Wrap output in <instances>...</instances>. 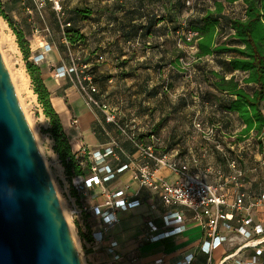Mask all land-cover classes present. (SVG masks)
Masks as SVG:
<instances>
[{
	"label": "crops",
	"instance_id": "0c3cea01",
	"mask_svg": "<svg viewBox=\"0 0 264 264\" xmlns=\"http://www.w3.org/2000/svg\"><path fill=\"white\" fill-rule=\"evenodd\" d=\"M4 1L8 3L12 0ZM175 2L177 0H64L63 5L67 11V17L71 18L74 13L72 18L74 27L85 36L83 42L67 45V50L72 54L70 47L74 46V50L82 53L84 57L81 67L88 65L89 69L93 68L95 78L102 80L101 82L96 81L99 87L97 96L107 102L116 112L118 121H135L140 127L139 136L148 140L152 130L146 131L149 129L144 126L155 128L159 121L164 120L163 126L156 130V134L161 137L163 142L157 151L169 150L177 156L179 162L186 164L192 172L202 174L207 171L212 173V170L215 169L206 158L211 151L210 146L204 142L195 144L193 141L197 132L193 130L196 119L187 108L190 107L187 97L190 94V86L180 90L173 78L180 67L176 55L180 50L176 33L177 20L180 16L176 18L169 12L170 6ZM236 2H241V14H244L245 3L243 1ZM4 5L0 9L10 15L13 14V10L8 11ZM84 8L91 10V14L87 18L73 12L76 9ZM27 9L32 12L29 7ZM228 14L235 15L229 11ZM161 17H165L164 20L160 21ZM46 25L50 27V33L43 31L42 34H36L34 28L31 31L25 26L21 28L31 42V58L38 57L40 59L37 63L41 64L42 78L50 89L53 106L61 115L73 153L76 157L87 155L90 160L92 153L105 152L107 148H113L118 156H108L107 164L114 169L129 164V168L120 173L117 172L115 178L106 182L104 186L111 191L123 189L131 198L141 200L139 207L125 211L118 210L119 222L117 224L137 216L145 219L143 222L135 221L134 224L127 222L128 226L123 227L121 231L122 240L108 232V236L116 239L120 244L119 250L123 256L121 261H115L113 255L106 250L110 238L98 246L91 244L92 232L100 227L98 217L86 216L81 220L76 219L74 226L86 264H132L130 261L132 258L137 260L141 258L143 246L153 243L148 239L150 235L148 222L154 221L163 228L162 215L168 209L180 211L183 214L185 230L177 235L154 242L153 245L158 244V246L152 249L155 250L153 252H150L148 246V254L139 263L154 264L157 259L163 258L164 264H174L182 260L186 254L193 252L196 254L194 264H206L207 255L201 249V242L205 238V229L193 220L192 211L180 205L166 208L158 194L135 180L134 171L143 163V160L138 157V152L133 144L124 138L115 124L106 121L101 110L84 105L85 101L73 76L55 77L58 67L70 66L71 62L58 61L60 48L57 46L55 36L56 34L61 35V32L57 14L51 3L47 5V19L40 21L39 28L44 29ZM34 26L36 25L34 24ZM220 39L218 37L217 41H221ZM62 41L65 42L63 39ZM101 55H104L102 60L99 59ZM220 58L222 62H218L211 55L202 60L213 63L212 68L225 73L227 77L233 74L238 76L237 71L232 72L229 68L226 57ZM56 65H58L56 69L52 70ZM165 81L169 84H165ZM200 90L201 93L195 97L197 101L194 102L206 113L208 110H218L219 105L228 98L226 94L219 93L210 85L206 91L202 90V86ZM208 91L218 97L207 95ZM38 111L45 120V128H50V120L44 114L41 103L38 104ZM219 114L220 116L217 115L219 117H210L207 120L213 124L212 126L217 125L223 135H228L226 131H231L232 128V120L229 116L237 117L238 114H227L220 110ZM75 118L78 119L81 128L79 132L73 125ZM225 122L230 125H223ZM239 123L241 129L237 136L241 135V131L245 127L241 121ZM98 126L100 127L99 133L95 130L99 128ZM86 130L89 133H86ZM196 138L199 139L200 135ZM235 146H237L236 142L231 148L234 149ZM55 156L59 172L61 173V170L66 172L59 154L55 153ZM158 175L169 181L177 178V175L168 169H161ZM65 178L69 185L67 174ZM205 179L209 182H216L207 177ZM247 186L248 184H244L242 190L257 194L246 189ZM69 192L68 188L63 192L67 209L72 206L73 198H78L79 195L73 191ZM229 192L233 197L238 191L235 187H231ZM85 199L91 204L101 203L104 200L103 186H94L89 190V196H86ZM153 205H156V208H153ZM254 219L255 222H264V205L254 212ZM189 233H193L194 236ZM228 235L232 236L233 233H228ZM242 240L241 237H233L232 242L229 241L218 249L214 254V263L216 264L220 260L224 252H232L239 247ZM253 254V249L243 252V256L247 259ZM125 258H129V260L124 262ZM258 264H264V257L259 258Z\"/></svg>",
	"mask_w": 264,
	"mask_h": 264
},
{
	"label": "built area",
	"instance_id": "2783aa9c",
	"mask_svg": "<svg viewBox=\"0 0 264 264\" xmlns=\"http://www.w3.org/2000/svg\"><path fill=\"white\" fill-rule=\"evenodd\" d=\"M33 1L42 20L46 19L44 12L48 3L52 4L59 20L63 39L70 45L65 31L71 26V23L67 21V13L63 5L64 0ZM183 1L187 9L194 11L196 0ZM34 30L36 34H42L43 31L51 32L47 25L44 29L35 26ZM177 35L178 45L186 52L184 56L179 58V62L188 65L191 56L197 60L196 37L199 33L195 30L183 29L177 32ZM188 50H191L192 53ZM99 59H104V55H101ZM34 61L39 62L40 59L37 57L34 58ZM81 68L87 71L89 66L84 65ZM78 71L79 68L72 61L70 66L58 67L55 71V77L78 75ZM76 84L85 104L101 110L106 121L115 124L124 138L136 148L138 157L143 160V163L134 171V179L158 194L166 208L180 205L190 209L193 213V220L205 229V238L201 242V249L207 255L206 264H215V252L227 242H232L233 237H241L243 239L241 245L232 252H224L216 264H258L259 258L264 257V222H255L254 212L264 205V192L254 195L242 190L241 178L244 176V171L239 168L237 160L234 159L229 163L231 174L226 175L219 171L220 180L209 182L200 173L192 172L186 164L179 162L174 153L157 151L162 142L160 136L152 133L148 140L141 139L139 137L140 127L135 121H118L116 112L107 102L97 96L99 87L91 74H87L83 79L78 76ZM74 122L78 123V119L75 118ZM213 131V129H209L208 132L213 133ZM110 155L118 156L116 151L110 147L105 152L96 151L92 153L90 173L85 176L68 178L69 193L73 191L79 194L78 198H73L72 206L67 209L73 225L76 219L81 220L86 216L98 217L100 227L92 232L91 244L93 246L101 245L107 241V238H110L108 236L110 228L119 222L118 210L125 211L141 205V200L131 198L123 189L111 191L104 186L106 182L115 178L117 172L120 173L129 168V164H124L117 169L111 167L106 162ZM161 169L170 170L177 175V178L169 181L164 177H159L158 172ZM97 185L103 186L104 200L98 204L88 203L85 197H88L89 190ZM231 187H235L238 191L233 197L229 192ZM69 197H71L70 194ZM153 208H156V205H153ZM162 219L163 228L154 221L148 222L150 228L148 239L151 242L161 241L185 230L184 216L180 211L168 209L162 215ZM228 233H233V235L229 236ZM119 245V242L113 238L107 242L106 250L113 255L115 261H121L123 258ZM250 249L254 250V254L247 259L243 256V252ZM81 254L83 257L82 248ZM195 261L196 254L191 252L174 264H194ZM154 264H164V259H157Z\"/></svg>",
	"mask_w": 264,
	"mask_h": 264
},
{
	"label": "trees",
	"instance_id": "16d2710c",
	"mask_svg": "<svg viewBox=\"0 0 264 264\" xmlns=\"http://www.w3.org/2000/svg\"><path fill=\"white\" fill-rule=\"evenodd\" d=\"M31 1L34 5V1ZM226 1L229 3L243 1L246 5L244 14L230 15L226 12L225 1L215 0L213 5L204 7L205 9L203 8L199 11L200 15L193 19L194 21L190 20V25L177 26L176 30L180 32L183 29H191L199 33L196 37L198 48L196 57L199 60L211 55L218 62H222L220 57L225 56L226 63L232 72H238V76L233 74L227 77L225 73L213 68L203 69L205 81L219 93L228 96L227 100L219 105L218 109L223 113L238 114L240 121L245 126L239 137H247L251 132L256 131L261 139L260 145L264 154V0ZM4 4L6 2L0 0V8ZM183 6L184 8L186 7L184 1L177 0L170 6L169 12H171L172 16L178 18L182 15ZM0 11V15L8 22L18 38L28 72L34 83V90L38 95L44 114L51 123V127L47 131L51 133L55 141L54 149L59 154L61 162L66 168L67 175L70 178L88 175L91 171V161L87 155L76 157L73 153L61 115L53 106L50 89L42 78V68L29 60L31 55L30 40L24 30L17 27L16 21L6 11L3 9H0ZM73 12L81 14L84 18L91 14V10L87 8L76 9ZM73 17L74 13L71 18L67 17V21L71 23V26L65 31L70 45L81 43L85 38L80 30L74 27ZM164 18L161 17L159 20H164ZM218 37L221 38L219 42L217 41ZM87 72V74H91L94 77L96 82L92 69H88ZM207 95L218 97V95L209 91ZM163 124L164 120L159 121L153 133L156 134V130H159ZM139 137L144 139L141 136ZM162 144L163 142H161V146ZM167 152L170 151H163L162 153ZM84 163H86L85 166ZM229 174H231V170L226 175Z\"/></svg>",
	"mask_w": 264,
	"mask_h": 264
},
{
	"label": "water",
	"instance_id": "95a60500",
	"mask_svg": "<svg viewBox=\"0 0 264 264\" xmlns=\"http://www.w3.org/2000/svg\"><path fill=\"white\" fill-rule=\"evenodd\" d=\"M0 264H85L1 50Z\"/></svg>",
	"mask_w": 264,
	"mask_h": 264
},
{
	"label": "rangeland",
	"instance_id": "374dc122",
	"mask_svg": "<svg viewBox=\"0 0 264 264\" xmlns=\"http://www.w3.org/2000/svg\"><path fill=\"white\" fill-rule=\"evenodd\" d=\"M214 1L215 0H196L195 6L193 9L194 11L187 9L186 7L184 8L183 6L182 15L179 17V20H177V26L180 27L183 25H190V20L197 18L200 15L199 11H201L204 7L206 8L209 5H213ZM224 1H225L227 13L229 11V13L231 14L234 13L235 15H241L242 13L241 2L229 3L226 0ZM4 6L8 8V11L13 10V14H11L12 16L10 14L9 15L14 19V21H16L17 27L20 29H22L21 28L22 26H25L29 28L31 31L32 28H35L34 24L39 27V23L40 21H42L40 12L32 4L31 0H12L11 2L6 3ZM27 7H29L30 10H32V12H30L29 9H27ZM44 16L47 19V7L45 9ZM0 26L4 28L5 33L7 34V36L11 38V40L13 41V45L17 48L15 68L23 69L29 77L30 89L34 93L33 97L26 98L20 93H18V96L24 108L25 114L33 128L36 140L43 154V157L53 177V181L57 188L60 201L63 205V208H65L64 211L66 212L68 221L70 223L73 237L76 241L77 246L81 250L79 237L76 233L75 227L72 223V219L67 211V207L64 201L63 192L66 188H69L67 178H65V175L67 173L63 172V170H61V173L59 172V167H58V163H57L56 156H55L56 151H54L55 149L53 146L55 141L52 138L51 133L47 131L48 128L47 129L45 128V120L43 119V117H41L38 111V104L40 102L38 99V95L36 94L34 90V83L31 78L30 73L28 72L26 60L24 58L23 52L20 49L18 38L16 34L14 33V30L10 27L8 22L1 15H0ZM55 38H56L57 46L60 48V57L58 58V61L62 62V60H64V61H69L71 63L72 61H74L77 67L79 68L78 75L73 74V78L75 82L77 83L78 76L80 77V79H83L84 76H86L88 73L85 69L83 70L81 68V64L84 62L83 61L84 57L82 56V53H78L74 50V46L70 47L71 52H72V54H70V52L67 50L68 44L62 41L63 39L62 35L56 34ZM179 49L180 50L176 53V55L178 56V60H179V57L184 56L186 53L182 47H179ZM0 50H1L3 59L11 75L14 68H13V65L10 63V60H9L10 57L6 53L7 49L0 45ZM188 51L192 53L191 50H188ZM29 60L41 67V64L34 61V59L31 58V55H30ZM58 65L53 66L52 70L56 69ZM212 65L213 63L207 62L205 60H199V59L195 60V58L191 56L188 65H183L179 62V66H180L179 70L175 72V74L173 75L175 83L180 90H182L183 87L186 88L188 85L190 86V90H189L190 94L187 95V97L189 98L188 99L189 102L188 101L187 102L189 103L190 107H187V108H188L189 113L196 119V123H195V126H193L194 127L193 130L197 132L196 136L200 135L199 139L196 138L195 136V138H193V141H195V144L204 142L211 148V151L210 153H208L206 158L208 162H210V164L213 165L215 170H212L213 171L212 173L204 171L201 175L204 176L205 178L207 177L217 182L218 180H220V175H221L219 174V171H221L222 173L228 174L231 170L229 163L230 161L235 159L237 160L239 168L244 171V176L242 177L243 185L248 184L247 186L248 188L246 189L251 190L253 193H259L261 191H264V154L261 150V145H260L261 139L257 135L256 131L251 132V134L247 137L237 136L241 129V124L239 123L240 119L238 116L233 117L230 115L229 117L232 120L231 131H226L228 135H223L221 133V129H218L217 125L212 126L213 124L208 122L210 117L220 116L219 109L218 110H214V109L208 110V112L206 113L203 110H201L199 106H197V103L194 102V101H197V98L195 97H197L198 94L201 93V90H200L201 86H202L203 91H206V89L209 86L208 82L205 81L203 69L204 68L209 69V67L212 68ZM92 71H93V68H92ZM93 74H95L94 71H93ZM95 80L98 82L102 81V80H98V78H96ZM165 84H169V83L165 81ZM187 102L185 103L187 104ZM167 120H168V117H167ZM225 124L230 125V123H227V122L223 123V125ZM73 125L76 127L78 132L81 131L79 123L73 122ZM85 127L87 126L85 125ZM144 127H146V129H149L146 131L152 130V133L155 132V128L153 126H149L148 128L145 125ZM116 128L114 127V129L118 133H120ZM198 129L200 130L201 133L199 132ZM209 129H213L214 130L213 133L208 132ZM95 130L97 131V133H99L100 127L96 128ZM86 133H89V131L86 130ZM235 142L237 143V146H235L233 149L231 148V146H233ZM85 165L86 163H84V166ZM75 177H78V176H75ZM144 220H145L144 217H141V216L130 218L128 219V221L124 220V222H121L120 224H116L115 226L110 228L109 233H111L112 235L114 234L115 236L118 237L119 240H122L120 237L122 233L121 231L123 227L128 226L127 222L129 224H134L133 222L135 221L143 222ZM189 235L194 236L193 233H189ZM153 243H149L143 246V249L141 250V258H139L138 260L136 258H132L130 260L132 264H140L139 261L148 254L147 250L149 249V247H150V252L155 251L152 249H154L155 246H158V244L153 245ZM127 260H129V258L127 259L125 258L123 261L125 262ZM84 262H85V259H84Z\"/></svg>",
	"mask_w": 264,
	"mask_h": 264
},
{
	"label": "bare ground",
	"instance_id": "6f19581e",
	"mask_svg": "<svg viewBox=\"0 0 264 264\" xmlns=\"http://www.w3.org/2000/svg\"><path fill=\"white\" fill-rule=\"evenodd\" d=\"M0 45L5 47L6 53L10 57V63L13 65V71L11 73V78L13 79V83L17 94L25 96L26 98L33 97L34 93L30 89V82L27 73L23 69H16V54L17 48L13 45V41L7 34L2 26H0Z\"/></svg>",
	"mask_w": 264,
	"mask_h": 264
}]
</instances>
